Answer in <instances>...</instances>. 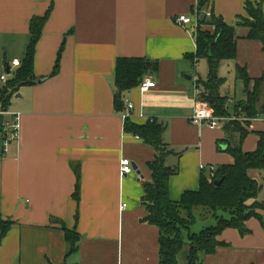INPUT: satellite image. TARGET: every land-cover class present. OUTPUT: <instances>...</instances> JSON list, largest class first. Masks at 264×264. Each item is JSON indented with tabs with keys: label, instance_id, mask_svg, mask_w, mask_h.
I'll use <instances>...</instances> for the list:
<instances>
[{
	"label": "crops",
	"instance_id": "crops-1",
	"mask_svg": "<svg viewBox=\"0 0 264 264\" xmlns=\"http://www.w3.org/2000/svg\"><path fill=\"white\" fill-rule=\"evenodd\" d=\"M246 1H261L264 14V0H0V76L6 80L25 57L31 18L49 10L34 49L32 82L18 87L7 108L9 120L19 115L17 139L4 144L9 130L0 131V218L14 222L0 239V264H159V229L142 220L144 184L153 174L148 163L159 151L124 130L125 100L132 103L130 122L164 126L163 163L175 169L168 176L172 201L199 190L202 175L234 162L220 143L254 151L264 112L248 119L241 111L245 86L235 66L251 79L264 77V49L237 25ZM181 14L195 16L184 25L177 21ZM212 15L236 31L235 58L218 68L227 116L216 126L192 121L196 109H211L198 88L199 71L207 74L208 64L195 53L196 34ZM119 57L148 61L142 79L157 83L145 92L138 85L125 91L121 110L114 106ZM15 60L21 64L13 66ZM227 75L241 83L236 98L223 92ZM234 123L247 130L241 141ZM122 158L137 169L121 176ZM247 173L261 186L256 199L264 201L262 174ZM255 213L241 230H222L221 245L202 254V264H264V209ZM62 226L79 235L75 253L66 255ZM186 255L185 245L179 264H186Z\"/></svg>",
	"mask_w": 264,
	"mask_h": 264
},
{
	"label": "trees",
	"instance_id": "trees-1",
	"mask_svg": "<svg viewBox=\"0 0 264 264\" xmlns=\"http://www.w3.org/2000/svg\"><path fill=\"white\" fill-rule=\"evenodd\" d=\"M246 16L241 17L238 26L248 29L247 37L261 42L264 49V14L261 1L245 3ZM49 10L43 16H34L29 23L30 40L25 57L14 76L0 87V111L7 112L10 99L18 87L32 82V62L35 45L40 38L43 26L47 20ZM208 24L216 27L214 35L198 30L196 34V58H204L208 64L205 80L198 81L199 97L207 103L218 117L227 116L225 97L220 92L223 78L218 75V68L222 61L234 59L236 55L235 28L228 26L220 17L211 16ZM58 51L52 74L57 73L61 55ZM149 62L142 58L119 57L115 68L114 106L123 109V93L141 81ZM236 77L242 81L245 99L239 107L246 118L251 119L264 112V77L251 79L245 68L235 66ZM250 84L252 85L250 87ZM200 86V87H199ZM9 117L0 114V131L6 128ZM248 123V121H246ZM229 124L228 126H230ZM232 131L239 133L240 141L247 134V130L234 123ZM124 130L142 138L146 143L159 151L158 156L148 163L152 174L151 182L144 184L143 205L146 215L143 221L155 225L159 229V264H179L178 256L183 247L187 246L186 264H202L201 255L215 251L221 242L217 236L228 227L242 229L243 222L250 216L256 215L247 207L246 200L254 198L258 206L264 209V201L259 202L256 197L260 192V184L251 178L248 169H257L264 178V131L259 133L257 147L252 152H243L241 145L230 146L225 143V151L234 159L232 164L221 165L209 175H202L199 190L185 191L179 201H172L168 196V176L175 172L163 163L165 145L162 141L164 126L156 120L148 121L144 125H137L124 120ZM6 138V136H5ZM5 140V139H4ZM222 143L219 148L222 149ZM77 183L73 193L76 200L79 197V169H75ZM213 173V174H211ZM222 178L218 186L214 181ZM202 208L212 216L216 222L206 226L198 232H190V226L196 221L195 210ZM183 213L186 214L184 218ZM14 222L0 218V239L13 226ZM67 245L66 255L78 250L79 235L74 229L62 226Z\"/></svg>",
	"mask_w": 264,
	"mask_h": 264
},
{
	"label": "built area",
	"instance_id": "built-area-1",
	"mask_svg": "<svg viewBox=\"0 0 264 264\" xmlns=\"http://www.w3.org/2000/svg\"><path fill=\"white\" fill-rule=\"evenodd\" d=\"M210 14L208 13V16ZM194 14H181L178 16L177 21L180 22L181 24L187 25L190 24L193 21L194 18ZM21 63L18 60H15L12 62L13 66H18ZM7 79V75H1L0 76V81L5 82ZM155 81L152 78H144L142 79L139 84L138 87L142 92H145L147 90H149L150 88L155 86ZM125 107L126 110L125 113L122 114V118L126 119V117L128 116V111L132 108V103L129 100H125ZM0 114H5V115H9L8 112H2L0 111ZM12 119L7 121L6 127L9 130V136L7 138H4V144L8 143V141L13 140V139H17V134H18V128H19V115L18 114H11ZM201 119H207L209 120V124L211 126H216L218 124V121L221 119V117H218L216 115H214L213 110L207 107H203V108H198L195 110L194 115L192 116V121L195 123H199ZM132 163L129 159L127 158H122L120 161V175H127L130 172H132ZM213 174V173H211ZM125 206V204H122L123 208Z\"/></svg>",
	"mask_w": 264,
	"mask_h": 264
},
{
	"label": "rangeland",
	"instance_id": "rangeland-1",
	"mask_svg": "<svg viewBox=\"0 0 264 264\" xmlns=\"http://www.w3.org/2000/svg\"><path fill=\"white\" fill-rule=\"evenodd\" d=\"M209 25L207 28L202 29L200 31L202 32H208L210 35H214V33L216 32V27L214 25L208 24ZM202 64L205 65V61H201ZM203 65V66H204ZM205 68V66H204ZM201 73V77L202 80L205 79L206 77V73L205 72H200ZM226 85H225V89H223V92L226 91L231 97L236 98L237 95H239L241 93L242 90V86L240 85L241 83H239V81L235 80L234 77H230L229 75L226 76ZM252 85L250 84V87ZM225 92V93H226ZM240 125V123H238ZM232 125V124H231ZM235 126L234 124L232 125V127ZM241 126V125H240ZM0 147H1V143H0ZM259 202H263V201H259ZM245 204H247V207H251L250 210L256 212L257 209H261L257 202L255 201L254 198L248 199L246 200ZM208 210H203L202 208H198L195 210V215H196V221L190 226L189 230L190 232H198L200 231L203 227L210 225L209 222H211V216L209 214H206L205 212H207ZM210 212V211H208ZM184 218H186V214L183 213ZM187 219V218H186ZM213 222V221H212ZM214 223V222H213ZM212 223V224H213ZM211 224V225H212Z\"/></svg>",
	"mask_w": 264,
	"mask_h": 264
},
{
	"label": "water",
	"instance_id": "water-1",
	"mask_svg": "<svg viewBox=\"0 0 264 264\" xmlns=\"http://www.w3.org/2000/svg\"><path fill=\"white\" fill-rule=\"evenodd\" d=\"M222 147H223V149H225V148H226V145H223ZM132 167H133L134 170L137 169L136 166H134V165H132ZM221 181H222V178H220V179L214 181V185H215V186H218V185L221 183Z\"/></svg>",
	"mask_w": 264,
	"mask_h": 264
}]
</instances>
